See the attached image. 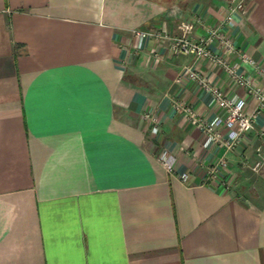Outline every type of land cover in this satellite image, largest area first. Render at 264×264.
<instances>
[{
  "label": "crops",
  "instance_id": "1",
  "mask_svg": "<svg viewBox=\"0 0 264 264\" xmlns=\"http://www.w3.org/2000/svg\"><path fill=\"white\" fill-rule=\"evenodd\" d=\"M227 12V0H0V264H264V111L232 149L206 146L176 102L207 120L225 110L175 80L183 66L247 110L253 98L207 58L134 33L177 35L185 19L198 37ZM233 22L228 60L264 85L240 58L264 69V0ZM219 157L228 189L206 180Z\"/></svg>",
  "mask_w": 264,
  "mask_h": 264
},
{
  "label": "built area",
  "instance_id": "2",
  "mask_svg": "<svg viewBox=\"0 0 264 264\" xmlns=\"http://www.w3.org/2000/svg\"><path fill=\"white\" fill-rule=\"evenodd\" d=\"M227 1L228 12L224 22L221 25L207 28L206 33L198 37L192 36L194 23L185 19L180 22V33L177 35L170 34L166 29L161 31L136 29L134 33L140 40L155 38L161 42L168 41L175 53L191 54L196 58H207L214 65L225 70L231 81L244 88L246 94L253 98L254 104L250 110H247L246 95L237 92L226 95L210 77L196 69L194 64L184 65L175 78L177 82L187 80L198 82L209 92L212 102L225 110L224 116L217 115L212 120H207L190 106L180 101L176 102V107L183 110L189 120L202 131L206 146H224L227 149H232L245 134L255 128L258 116L264 111V85L243 72H239L237 64H231L228 60L231 54L237 52V47L230 34L223 27L234 25V13L245 12L246 0ZM240 58L241 62L253 66L259 73L264 72V69L257 66L255 60L248 54L242 52ZM144 119L152 124L150 129L152 133H157L160 130L154 114L147 112L144 114ZM224 130L228 131L226 135L223 133ZM159 160L169 172L175 170L176 158L172 154L164 151L159 155ZM258 165L259 163L255 167ZM227 169V158L219 157L208 165L206 180L214 181L227 189L230 188V181L226 177ZM181 177L185 180L188 178V174H182Z\"/></svg>",
  "mask_w": 264,
  "mask_h": 264
}]
</instances>
